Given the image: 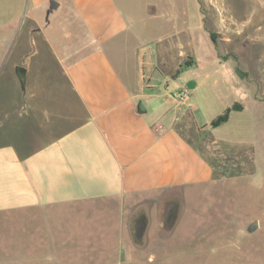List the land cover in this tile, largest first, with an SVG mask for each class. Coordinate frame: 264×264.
<instances>
[{
	"label": "crops",
	"instance_id": "crops-1",
	"mask_svg": "<svg viewBox=\"0 0 264 264\" xmlns=\"http://www.w3.org/2000/svg\"><path fill=\"white\" fill-rule=\"evenodd\" d=\"M56 1L0 0L11 47L31 44L30 57L12 62L16 105L0 109V232L11 225L6 242L12 253L25 242L16 256L27 262L169 264L157 257L185 214V191L174 188L211 176L205 154L169 115L191 94L185 104L173 94L152 107L159 95L145 93L138 52L132 64L117 62L102 44L130 26L112 0ZM60 9L76 23L77 46L50 31ZM174 193L183 208L168 202L165 224Z\"/></svg>",
	"mask_w": 264,
	"mask_h": 264
},
{
	"label": "rangeland",
	"instance_id": "rangeland-1",
	"mask_svg": "<svg viewBox=\"0 0 264 264\" xmlns=\"http://www.w3.org/2000/svg\"><path fill=\"white\" fill-rule=\"evenodd\" d=\"M112 4L130 26L105 40L104 49L117 62L130 64L138 52L144 82L151 85L145 93L159 95L150 99L152 107L162 106L173 94L185 104L181 91L184 86L189 89L190 105L173 109L169 115L205 154L211 172L208 180L174 188L175 193L185 191L184 222L167 242L170 248L165 246L157 260L169 264H264V0H112ZM64 12H55L53 27L59 29L50 31L55 32L58 43L77 46L76 23L65 18ZM210 32L216 33L213 40ZM12 40L0 31V109L15 106L13 98L20 94L19 89H12L13 83L18 85L12 62L30 57L29 38L14 49ZM185 60L192 64L184 67ZM32 69L31 74L39 68ZM235 101L242 108L231 110L220 126L210 127L209 121ZM175 193L165 199L163 209L172 206L168 204L171 200L178 209L183 208L182 197ZM254 220L258 227L248 231ZM11 231L9 224L0 232V264L84 261L18 260L17 256L25 255L21 251L25 242H19V252L12 253L6 242ZM15 231V236L24 235L17 228ZM158 243L155 239L154 244Z\"/></svg>",
	"mask_w": 264,
	"mask_h": 264
},
{
	"label": "trees",
	"instance_id": "trees-1",
	"mask_svg": "<svg viewBox=\"0 0 264 264\" xmlns=\"http://www.w3.org/2000/svg\"><path fill=\"white\" fill-rule=\"evenodd\" d=\"M215 35H216V33H214V32L209 33V36L211 37L212 40L215 38ZM183 64H184V67H187V66H190L192 64V61L185 60L183 62ZM180 70H182V64L177 69L178 72ZM241 108H242V106L239 102H237V101L233 102L229 107H226L221 113H219L214 118H212L209 121V126L214 128V127H217V126L225 123L229 118V113L231 110H240ZM165 224H167V223H165Z\"/></svg>",
	"mask_w": 264,
	"mask_h": 264
},
{
	"label": "water",
	"instance_id": "water-1",
	"mask_svg": "<svg viewBox=\"0 0 264 264\" xmlns=\"http://www.w3.org/2000/svg\"><path fill=\"white\" fill-rule=\"evenodd\" d=\"M57 1L56 0H50V8H53L55 6H57ZM258 227V222L257 220H254L253 222H251L248 227H247V230L248 231H253L255 230L256 228Z\"/></svg>",
	"mask_w": 264,
	"mask_h": 264
},
{
	"label": "built area",
	"instance_id": "built-area-1",
	"mask_svg": "<svg viewBox=\"0 0 264 264\" xmlns=\"http://www.w3.org/2000/svg\"><path fill=\"white\" fill-rule=\"evenodd\" d=\"M189 93H190L189 89L186 86H184L181 91V95H180L181 99L183 100L187 99V97L189 96Z\"/></svg>",
	"mask_w": 264,
	"mask_h": 264
},
{
	"label": "flooded vegetation",
	"instance_id": "flooded-vegetation-1",
	"mask_svg": "<svg viewBox=\"0 0 264 264\" xmlns=\"http://www.w3.org/2000/svg\"><path fill=\"white\" fill-rule=\"evenodd\" d=\"M168 218H169V209L166 208V209L164 210V222H165V223L167 222L166 219H168Z\"/></svg>",
	"mask_w": 264,
	"mask_h": 264
}]
</instances>
